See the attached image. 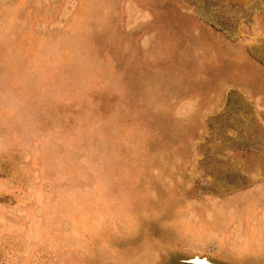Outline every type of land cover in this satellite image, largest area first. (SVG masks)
<instances>
[{"label": "rangeland", "instance_id": "rangeland-1", "mask_svg": "<svg viewBox=\"0 0 264 264\" xmlns=\"http://www.w3.org/2000/svg\"><path fill=\"white\" fill-rule=\"evenodd\" d=\"M0 264H264V0H0Z\"/></svg>", "mask_w": 264, "mask_h": 264}]
</instances>
